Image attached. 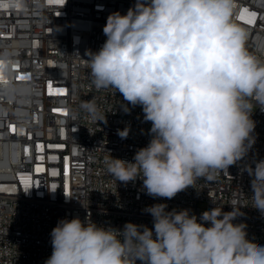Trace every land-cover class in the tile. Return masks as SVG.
Here are the masks:
<instances>
[{
    "label": "clouds",
    "instance_id": "9594fccd",
    "mask_svg": "<svg viewBox=\"0 0 264 264\" xmlns=\"http://www.w3.org/2000/svg\"><path fill=\"white\" fill-rule=\"evenodd\" d=\"M103 34L99 50L85 53L92 84L118 91L125 112L140 106L151 122V138L133 161L109 153L115 180L139 178L147 195L172 199L247 157L256 142L252 114L264 111V60L247 50L233 0H135L125 14L108 15ZM84 106L96 111L91 102ZM128 133L118 131L122 139ZM254 164L242 169L251 177L252 193L242 198L249 203L238 197L228 203L232 211L216 205L198 219L157 203L143 209L152 228L98 224L90 213L60 219L44 264H264V245L234 223L242 207L264 216V159Z\"/></svg>",
    "mask_w": 264,
    "mask_h": 264
},
{
    "label": "built area",
    "instance_id": "2783aa9c",
    "mask_svg": "<svg viewBox=\"0 0 264 264\" xmlns=\"http://www.w3.org/2000/svg\"><path fill=\"white\" fill-rule=\"evenodd\" d=\"M134 3L0 0V64L8 66L0 73V264H44L52 253L50 233L63 218L83 220L90 213L98 224L152 228V216L143 209L153 204L165 203L168 211L189 209L199 219L216 205L232 211L228 203L238 197L249 203L242 198L252 193L251 177L242 169L264 159L259 108L252 114L256 142L247 157L228 174L200 179L197 189L189 187L172 199L153 198L139 178L124 183L108 173L109 153L133 161L147 146L151 122L144 121L140 106L128 105L125 112L127 102L118 91L96 89L85 53L98 51L106 40L108 15L125 14ZM249 18L253 24L246 23ZM233 20L247 30V50L264 60V0H233ZM87 102L95 112L84 106ZM125 128L129 133L122 139L118 131ZM240 211L244 215L234 223L246 224L247 238L264 245V216L250 206Z\"/></svg>",
    "mask_w": 264,
    "mask_h": 264
},
{
    "label": "snow or ice",
    "instance_id": "6c2138e0",
    "mask_svg": "<svg viewBox=\"0 0 264 264\" xmlns=\"http://www.w3.org/2000/svg\"><path fill=\"white\" fill-rule=\"evenodd\" d=\"M64 2V0H49V3H58V4H62ZM246 11V10H245ZM250 15V17H255V13L253 12V13H250L249 14ZM239 19L240 20H244V14L242 13L241 14V16L239 17ZM246 23H248V24H253L254 23V19H252V18H249L247 21H246ZM0 78H2V77H0ZM28 77H26V76H20L19 77V79H27ZM49 90H50V92H51V85H49ZM59 94H63L64 93V90L63 89H57L56 90ZM65 115H66V113H65ZM16 129H15V126H13L12 127V131H15ZM27 183V182H26Z\"/></svg>",
    "mask_w": 264,
    "mask_h": 264
}]
</instances>
